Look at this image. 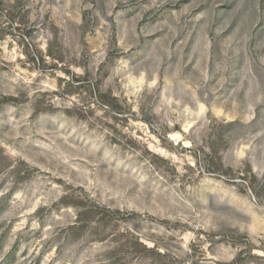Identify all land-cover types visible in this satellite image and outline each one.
<instances>
[{
	"label": "rangeland",
	"instance_id": "obj_1",
	"mask_svg": "<svg viewBox=\"0 0 264 264\" xmlns=\"http://www.w3.org/2000/svg\"><path fill=\"white\" fill-rule=\"evenodd\" d=\"M0 264H264V0H0Z\"/></svg>",
	"mask_w": 264,
	"mask_h": 264
}]
</instances>
